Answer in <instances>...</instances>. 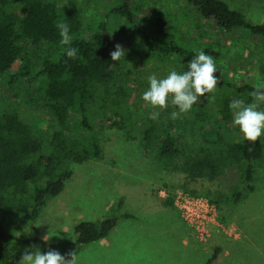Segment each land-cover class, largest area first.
Masks as SVG:
<instances>
[{
	"label": "trees",
	"instance_id": "obj_1",
	"mask_svg": "<svg viewBox=\"0 0 264 264\" xmlns=\"http://www.w3.org/2000/svg\"><path fill=\"white\" fill-rule=\"evenodd\" d=\"M130 2H113L106 14L124 17L138 29L141 39L154 54L181 57L186 71L195 54L205 51L199 45L188 42L181 45L174 40L163 42L143 32L136 22L139 15L146 14L141 13V5L132 6ZM152 17L160 33L169 23L177 27L181 20L199 26L202 17L214 22L218 29L226 32L242 29L264 43V23L254 24L225 0H181L171 10L157 9ZM61 21L69 26L71 45L60 43L56 24ZM105 30L103 20L94 31L85 34L82 15L76 10L62 12L53 0H0V75L14 84L19 75L36 70L42 76L40 97L56 122L50 131L35 132L17 113L0 108V264H16L15 255L26 249L42 253L56 250L65 256L72 251L77 253L84 245L108 236L121 218L132 216L122 209L124 197L121 196L110 206L105 218L75 223L73 233L58 244L49 243L30 230L47 203L61 192L72 175L69 164L100 156L101 140L93 131L98 108L105 110L109 104L119 107L127 97L123 86L114 89L111 85L115 68L124 57L111 60L110 53L120 43L108 38ZM119 34L125 41L132 36L127 25H121ZM68 47L78 49L77 58L67 57L64 50ZM18 60V70L12 73V66ZM217 86L226 88L218 108L208 105L201 97L188 113L193 118L186 115L181 128L177 129L168 119L172 127L169 130L167 123L149 118L139 127V133L143 143L155 150L160 160L184 172L190 180L204 177L212 181L229 176L230 172L228 191L218 198L181 187L209 196L219 206L222 200L238 202L254 190V164L262 155L263 141L261 137L255 144L244 138L231 140L220 131L221 123L233 117L230 103L235 99L252 102L250 93L254 86L238 85L221 77ZM98 101L104 104L96 107ZM74 113L80 115L79 121L73 119ZM197 125L205 140H195L191 145L184 139L185 130L190 128V135L195 137ZM163 203L173 206L172 196ZM221 220L228 223L222 213ZM218 250L216 247L205 264L216 258Z\"/></svg>",
	"mask_w": 264,
	"mask_h": 264
},
{
	"label": "rangeland",
	"instance_id": "obj_2",
	"mask_svg": "<svg viewBox=\"0 0 264 264\" xmlns=\"http://www.w3.org/2000/svg\"><path fill=\"white\" fill-rule=\"evenodd\" d=\"M53 1L62 12L76 10L82 15L85 34L94 31L98 23L105 20L104 34L119 42L125 50L124 58L115 68L111 85L114 89L120 85L123 86L127 91V97L119 107L109 104L105 110L99 107L104 102H97L96 107L99 108L97 115L93 118L95 121L93 131L101 140L100 156L81 163L69 164L72 175L65 181L61 192L47 203L30 230L40 237L49 233L51 238L47 242L58 244L73 233L75 223L105 218L110 206L123 196L124 211L135 212L136 205L139 203H149L157 206L156 214L159 212L157 214L159 220L150 221L146 227H139V224L136 225L130 217L121 218L117 222V229L137 226V231L129 230L122 234L128 247L131 241L136 244V248L131 244L133 249L129 248V257L131 255L136 257V263H143L148 259L154 261V257H160L163 259V264H174L182 260L188 263L194 260V264H202L203 257L196 259L198 257H194L189 247L182 243V237L185 234L188 239L198 243L199 241L172 205L163 207L164 199L158 193L164 187L172 189L185 187L218 198L228 191L230 172H228L229 176L212 181L204 177L190 180L184 172L160 160L157 152L143 143L139 133V127L149 121L151 112L158 110L152 109L142 99L143 93L149 88L148 77L155 74L158 79H163L173 70L178 73L184 72L183 59L174 54H154L149 45L141 39L136 27L122 16L106 14L108 7L120 0ZM180 1L131 0L132 6L141 5V13L146 14L145 17L139 15L137 27L148 35L159 37L163 42L174 40L181 45L183 42L199 45L206 54H211L215 58L218 69L216 76L226 78L238 85L264 84V43L259 37L252 36L242 29L223 31L218 29L214 22L202 17L199 18V26L189 20H181V24L177 27L175 23H169L163 33L158 32V27L151 20H154L152 16L156 10H171ZM225 1L232 8L240 10L245 18L254 24L264 23V0ZM121 25H127L132 35L127 41L123 39L122 34H119ZM35 63H37L36 60ZM19 65L20 60L13 64L12 73L18 70ZM37 73L34 70L25 76L19 75L14 84H9L7 78L0 75V108L17 113L35 132L50 131L56 127V122L40 97L42 76ZM225 91L224 86H216V91L206 94L204 100L208 101V105L218 108L220 97ZM173 111L178 109L169 103L167 109L160 110L158 120L167 123L170 119L179 129L185 124L186 115L189 119L193 118L192 113H187L182 114L178 119H172ZM73 119L79 121L81 117L78 113H74ZM166 127L169 130L172 129L169 123ZM220 131L231 140L243 138L239 127L233 124V117L221 123ZM185 132L184 139L191 145L195 140L199 142L205 140L202 129L198 125L194 130L195 137L190 135V128H186ZM261 139L264 147V136H261ZM262 167H264V155L254 164L255 190L253 193L244 195H248V199L243 205L247 206L248 211H253L255 221L258 223L257 227L261 233H264V170ZM234 203L231 200L220 202L219 207L223 216H225L224 210L237 206ZM227 221L233 223L230 220ZM217 234L225 236L222 233ZM109 237H115V230L109 233ZM142 237H145L142 241L144 246L139 243V238L142 239ZM106 241V239H99L84 245L77 252L79 264H106L104 256ZM263 241L264 235L263 240L261 239V242ZM262 249V257L259 258L258 264H264V246ZM24 252L20 251L15 255L16 264ZM126 254V248L122 247L117 254V262H120L123 256L128 257ZM252 264H256V261Z\"/></svg>",
	"mask_w": 264,
	"mask_h": 264
},
{
	"label": "clouds",
	"instance_id": "obj_3",
	"mask_svg": "<svg viewBox=\"0 0 264 264\" xmlns=\"http://www.w3.org/2000/svg\"><path fill=\"white\" fill-rule=\"evenodd\" d=\"M56 27L59 29L60 43L71 45L73 37L68 24L61 21L57 22ZM64 51L68 58H77V48L68 47ZM110 56L112 61H119L125 56V50L120 44H116ZM217 71L213 55L199 51L188 63V69L182 73L173 70L163 79H158L155 74L150 75L149 88L142 95L145 104L152 109H158L151 112L150 118L157 120L160 110L167 109L169 103L178 109L171 113L172 119H178L182 114L189 113L201 97L216 91L219 83V77L215 75ZM250 96L252 102L246 103L242 99H235L229 107L232 110L233 124L239 127L246 141L255 144L261 136H264V84L255 85ZM50 238L49 233L42 237L45 241ZM18 264H79V257L76 251L69 252L65 256L56 250L42 253L26 249Z\"/></svg>",
	"mask_w": 264,
	"mask_h": 264
},
{
	"label": "crops",
	"instance_id": "obj_4",
	"mask_svg": "<svg viewBox=\"0 0 264 264\" xmlns=\"http://www.w3.org/2000/svg\"><path fill=\"white\" fill-rule=\"evenodd\" d=\"M263 155L264 147L260 158H262ZM260 158L258 160H260ZM263 168L264 167H262V170H264ZM258 182L262 183L261 180H258ZM254 190L251 193H253ZM247 199L248 195L244 196L240 201L235 202L234 204H237L236 207H230L228 210H224V215L227 220L232 221L239 231V235L237 237L229 238L222 236L221 234H214L208 241L202 242L201 244L200 241L199 243L195 242L191 239H188L187 235L183 234L182 243L184 246L189 247V250L192 252L194 257H198L196 259H200V256L203 257L204 260H201L202 264H205L208 261L216 247H219V250L217 252L216 258H214L210 264H252L254 261H256V264H258L259 258L262 257L263 253L262 246H264V241L261 242V239L263 240L264 233H261L258 229V223L255 221L253 211H248L247 206L244 207L243 204L246 203ZM156 212V205H150L149 203H139L136 205V211L130 212L132 214L130 218L134 220L136 225L139 224V227H146L150 221L159 220L157 217L159 212L157 214ZM136 227L137 226L134 227L135 229L132 227H121L117 229L115 226L112 229L115 230V237L110 238L108 234V236L101 238L102 240H107V246L104 250L106 264H163V259L160 257H154V261L151 259L145 260L143 263H136L135 259L137 258L133 257V255L129 257V248H132L131 244L135 245V248L136 244L131 241L129 242L128 247L127 241L123 239L122 234L129 230L131 232H135L137 231ZM143 238L145 237H142V239L139 238V243L142 245ZM259 239L260 241H258ZM122 247L126 248V255H128V257L123 256L121 261L117 262V254L121 251ZM193 262L188 263L185 260H182V262H176L174 264H194Z\"/></svg>",
	"mask_w": 264,
	"mask_h": 264
},
{
	"label": "built area",
	"instance_id": "obj_5",
	"mask_svg": "<svg viewBox=\"0 0 264 264\" xmlns=\"http://www.w3.org/2000/svg\"><path fill=\"white\" fill-rule=\"evenodd\" d=\"M159 195L162 198L172 196L176 212L198 241L206 242L217 233L228 237L239 235L233 223L221 220L220 208L209 196L193 193L181 187L161 188Z\"/></svg>",
	"mask_w": 264,
	"mask_h": 264
}]
</instances>
